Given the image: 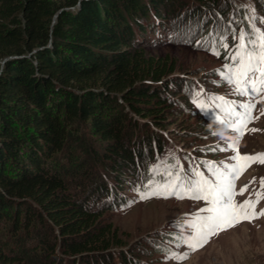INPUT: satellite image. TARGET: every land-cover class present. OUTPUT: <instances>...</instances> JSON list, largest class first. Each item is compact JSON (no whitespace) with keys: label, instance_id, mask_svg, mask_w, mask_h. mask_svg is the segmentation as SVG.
Returning <instances> with one entry per match:
<instances>
[{"label":"trees","instance_id":"trees-1","mask_svg":"<svg viewBox=\"0 0 264 264\" xmlns=\"http://www.w3.org/2000/svg\"><path fill=\"white\" fill-rule=\"evenodd\" d=\"M201 1L215 3L218 11L191 38L194 47L202 39L205 46L209 43L210 26L217 33L213 44H220L219 36L229 33L231 20L232 29L242 24L252 32L241 10L238 18H230L234 7L230 0ZM161 3L0 0V223L11 207L30 198L58 229L65 254L83 256L86 264H136L134 253H124L117 229L99 221L101 213L90 207L89 199L72 198L59 171L47 160L62 149L75 121L86 122L103 141V156L120 188L125 174H135L141 156L132 132L124 133L126 122L135 123L130 112L165 125L174 111L166 98L170 87H179L174 92L186 107L195 106L196 81L161 80L172 72L173 61L141 48L143 42L157 41L174 30L173 23L162 18ZM254 20L264 21L257 16ZM147 142L145 150H153L155 138ZM157 147L161 149L159 143ZM195 157L204 162L203 156ZM108 192L117 198V190L109 187L93 199ZM22 213L15 209L11 222H19ZM0 264H21L6 253L1 240Z\"/></svg>","mask_w":264,"mask_h":264},{"label":"rangeland","instance_id":"rangeland-1","mask_svg":"<svg viewBox=\"0 0 264 264\" xmlns=\"http://www.w3.org/2000/svg\"><path fill=\"white\" fill-rule=\"evenodd\" d=\"M217 1L224 4L223 0ZM230 2L234 6L230 8V18H238L239 9L254 28L264 31V23L254 20L255 16L264 20V0ZM160 7L162 18L172 22L174 30L170 34L160 35L157 41L143 42L141 48L149 55L173 61L172 72L161 80L180 82L189 77L196 81L202 91L238 96L237 86L228 82L223 72L226 58L221 53L210 51L203 44V39L199 47L191 43V38L216 16V4L201 0H162ZM147 16L148 19L152 18ZM242 31L247 34L244 25L239 24L237 30L232 32L231 39L238 41ZM176 88L170 87V92L166 94L174 111L167 115L165 125L155 124L149 116L130 112L135 123L126 122L124 133L132 132L141 146V156L136 163L135 174H125L120 188L113 182L112 170L103 156V141L86 122L73 123L62 149L47 160L48 165L59 171L66 192L72 198L78 201L89 199L90 207L101 213L99 221L110 223L112 229H117V236L125 243L122 246L124 253H134L136 264H264V215L251 220L240 219L239 223H233L230 227L221 223L219 228L209 232L204 227L203 218L210 213L200 211L210 206L207 201L156 196L147 187L138 190L136 184L140 182L145 161L148 160L150 168L169 158L173 162L179 161L184 181L188 176L193 181H199L195 175L198 171L212 179L210 186L214 191L216 183H227L232 179L228 175L229 169L224 163H219L220 169H213L204 162L194 166L188 160V155L192 158L201 155L207 162H222L236 155L230 144L236 145L241 155L264 151V111L259 113L244 135L238 137L228 128L208 123L195 106L186 107L183 99L179 98L181 95L174 92ZM261 104L264 108V97ZM154 138L157 143H151L153 150L146 151L144 147H147V141ZM158 143L161 149L157 147ZM239 163L243 166L244 161ZM261 178H264V163H252L233 180L237 193L245 185L248 186L243 195L233 197L234 201H255L257 191L263 197ZM109 187L117 190V198H112L108 192L99 200L93 199L94 195L106 193ZM92 200L94 203H91ZM15 209L23 213L19 222L13 224L9 216ZM255 210L260 212L257 206ZM229 219H239V215ZM0 224V240L4 250L18 257L21 264H50L52 260H55L54 264H86L83 256L64 253L58 229L46 220L43 210L30 198L11 207L7 219ZM189 245H195V248ZM165 246L173 252L159 251ZM182 256L185 258H179ZM88 260H92L90 256Z\"/></svg>","mask_w":264,"mask_h":264},{"label":"snow or ice","instance_id":"snow-or-ice-1","mask_svg":"<svg viewBox=\"0 0 264 264\" xmlns=\"http://www.w3.org/2000/svg\"><path fill=\"white\" fill-rule=\"evenodd\" d=\"M262 23H264V21H262ZM253 32L258 33L257 39L248 37L243 31L240 33V43L236 45L237 51L232 57L233 59H240V78L233 80L232 77H228V79L229 82L236 84V90L240 95L250 94L249 90L251 94L264 92V31L254 28ZM224 47H227V45L225 44ZM253 76H255V80L252 79ZM254 106L255 105L251 103L241 104L240 107L245 109V112L237 113L235 111H230L229 116L236 117L233 132L236 133L238 137L244 135V125L249 119H251L248 113ZM249 131H256V129H249ZM229 147L236 152V155L229 159L236 160L237 163L230 166L225 165V167L229 169L228 175L232 178L229 179L227 183H216L215 190L213 191L206 180L202 182H193L190 180L185 185L179 174H177L176 180L180 182L170 184L172 189L171 194L173 195L178 192H187L189 198L203 199L209 203L210 206L208 208L200 210L210 213L209 216L203 218L205 221L204 227H206L209 232L214 228H219L221 223H225L226 226L230 227L233 223H239L240 219L251 220L264 215V210H261L260 212L255 210L256 204L259 203L262 197V194L259 191L255 193V201L245 200L242 203H236L233 199L236 195H243L248 189V186L245 185L239 190V193L235 192L233 180L239 177V175H241L252 163H264V153L241 155L236 145L230 144ZM239 161H244L243 166H241ZM195 175L199 177L201 174L196 171ZM221 179L223 180L224 178L221 177ZM260 182L261 187H264V178H261ZM165 190H167V188ZM179 198H183L182 195ZM237 215H239V219H229L230 217H235ZM189 247L194 249L195 245H189ZM179 258L185 257L182 256Z\"/></svg>","mask_w":264,"mask_h":264}]
</instances>
